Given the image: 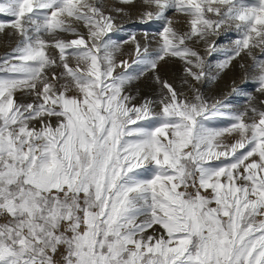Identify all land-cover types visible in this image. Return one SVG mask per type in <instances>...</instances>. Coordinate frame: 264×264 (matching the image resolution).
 <instances>
[{
    "label": "snow or ice",
    "instance_id": "6c2138e0",
    "mask_svg": "<svg viewBox=\"0 0 264 264\" xmlns=\"http://www.w3.org/2000/svg\"><path fill=\"white\" fill-rule=\"evenodd\" d=\"M142 3L137 23L162 25L155 49L147 32L113 40L100 0H0V33L20 38L0 56V264H264V99L237 112L195 87L245 53V81L264 97V0ZM221 29L235 30L232 47L209 40ZM172 58L191 99L158 74ZM149 72L160 98L137 105L126 89Z\"/></svg>",
    "mask_w": 264,
    "mask_h": 264
},
{
    "label": "rangeland",
    "instance_id": "374dc122",
    "mask_svg": "<svg viewBox=\"0 0 264 264\" xmlns=\"http://www.w3.org/2000/svg\"><path fill=\"white\" fill-rule=\"evenodd\" d=\"M100 3L103 5L106 13L111 11L112 14L116 16V25L119 29H121L119 31L114 30L113 33H111L113 40L123 41L128 39L129 33H135L137 35V39L144 42V33L147 32L150 34L148 36V40L151 41L150 49H155L157 47L159 41L156 34L161 29V23L148 25L137 23L140 13L146 9L142 0H136L135 5L132 7L122 5L119 0H100ZM249 3H252V1L249 0ZM120 7L125 8L127 15H116L113 10ZM169 16L173 21V27L178 33L183 34L190 30L188 17L174 13H169ZM0 19H3V17H0ZM73 26L81 33H85V28L80 22H74ZM60 38L71 40L75 37L71 34L61 33ZM236 38L238 37L234 29H221L220 37H210L209 40H217L221 48H230L233 46V41ZM19 39V36L13 33L10 29H6L0 33V45L5 48L11 45H17ZM46 39L50 40L51 37H46ZM186 43L188 47L200 52L201 55L206 56L205 49L207 44L205 41L199 39L198 37H193L191 41H187ZM124 48L126 50V54H129L128 58H130V54L132 52L131 46L125 45ZM260 52L261 49H253V55L258 56L260 55ZM224 59L225 56L223 53L218 52L210 58V63L215 65ZM251 63L252 60L250 57L247 54L242 53L240 57L232 61V64L228 69H225L217 75L216 80L196 83L195 87L199 89L200 93L208 102L229 93V95H227L229 96L228 103L234 111L240 112L244 107H247L248 95L256 96L257 100L264 99V97H260L256 92V85L254 83L250 84L245 81V68H242L241 65H245V67H247L251 65ZM183 69V61L178 58H172L162 61L157 71L158 74H160V78L161 75H163L162 73L167 72L168 76L171 78L170 84L173 85L176 91L182 96L187 97L188 95L187 98L191 99L194 95L193 90H191L193 82L189 81L187 84L184 82L186 76ZM58 71L59 69H57V72ZM234 87H242L244 94H241L240 92H233ZM126 93L134 96L136 98L134 103H137L139 99H141L142 102L145 99L158 100L160 98L161 88L160 85L153 79L152 73L149 72L143 78L128 86ZM190 96L192 97L190 98ZM141 101L139 102L140 104L142 103ZM227 125L228 121L225 119L212 121L213 127H224Z\"/></svg>",
    "mask_w": 264,
    "mask_h": 264
},
{
    "label": "bare ground",
    "instance_id": "6f19581e",
    "mask_svg": "<svg viewBox=\"0 0 264 264\" xmlns=\"http://www.w3.org/2000/svg\"><path fill=\"white\" fill-rule=\"evenodd\" d=\"M250 1H252V3L255 2V0H250ZM15 46H16V45H11V46L5 48V47H2V46L0 45V56H3L5 53L11 51ZM124 46H125V45H124ZM124 46H123V51H122L120 54H118V60H119V59H123V58H128V55H129V54H126V50H125ZM48 51H49V53L52 54V55H55V54H56V53H55V52H56L55 49L49 48ZM168 68H169V67H168ZM168 72H169V71H168ZM162 74H163V75H161V79H162V80H166V81H168V82L170 83V82H171V78L168 76L167 72L162 73ZM159 76H160V74H159ZM172 82H173V81H172ZM191 90H192V89H191ZM185 95H186V94H185ZM189 95H190V94H189ZM227 95H229V93H227L226 95H224V96H222V97H220V98L210 100L209 103H212V102H214V101H216V100H226V101L228 102L229 96H227ZM140 97H141V96H140ZM187 97H188V95H187ZM191 97H192V96H190V98H191ZM17 99H18V100H21V101H25V102H27V101L30 99V97H25V96H23L22 94L18 93V94H17ZM140 101H141V99H139V100L137 101V103L135 102V104L139 105V104H140V103H139ZM141 102H142V101H141ZM244 110H245V107H244L241 111H244ZM227 142H231V141H227Z\"/></svg>",
    "mask_w": 264,
    "mask_h": 264
}]
</instances>
